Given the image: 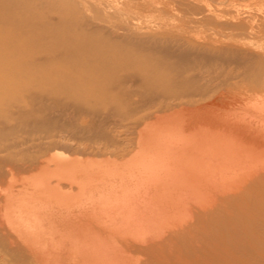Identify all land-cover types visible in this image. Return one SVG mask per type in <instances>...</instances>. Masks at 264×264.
I'll return each mask as SVG.
<instances>
[{"label":"bare ground","instance_id":"obj_1","mask_svg":"<svg viewBox=\"0 0 264 264\" xmlns=\"http://www.w3.org/2000/svg\"><path fill=\"white\" fill-rule=\"evenodd\" d=\"M152 2L0 0V264H264V15Z\"/></svg>","mask_w":264,"mask_h":264},{"label":"rangeland","instance_id":"obj_2","mask_svg":"<svg viewBox=\"0 0 264 264\" xmlns=\"http://www.w3.org/2000/svg\"><path fill=\"white\" fill-rule=\"evenodd\" d=\"M96 1L97 4L110 5L112 8L107 9L110 14L109 19L114 22L125 23L126 21L120 17H117L116 9L125 11L123 3L125 0H91ZM156 4H159L160 8L168 10L172 5H175L176 12L180 13H203V14H226L229 16H237L244 14L251 15H264V0H153ZM101 2V3H100ZM159 2V3H158ZM205 2V3H204ZM228 3V4H227ZM168 4V5H167ZM178 4V5H176ZM233 5V6H232ZM101 6V5H100ZM211 6V7H210ZM229 6V7H228ZM235 6V7H234ZM122 7H124L122 9ZM243 8V9H242ZM201 9V10H200ZM112 12V13H111ZM209 12V13H208ZM127 15V14H126ZM104 17V16H103Z\"/></svg>","mask_w":264,"mask_h":264}]
</instances>
